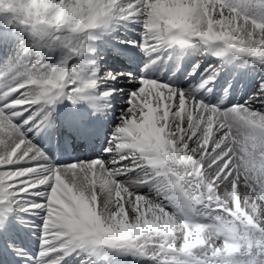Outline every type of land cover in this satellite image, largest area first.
<instances>
[{"label":"snow or ice","instance_id":"snow-or-ice-1","mask_svg":"<svg viewBox=\"0 0 264 264\" xmlns=\"http://www.w3.org/2000/svg\"><path fill=\"white\" fill-rule=\"evenodd\" d=\"M110 22L140 25V38L125 43L148 59L142 74H105L102 96L123 93L113 86L121 79L133 90L100 155L57 165L27 135L61 94L88 98L97 81L79 79L74 65L39 80L26 70L0 87V204L41 217L35 264H61L77 248L122 250L151 264H264V79L243 102L213 103L198 93L218 66L189 89L175 85V73L156 74L171 58L163 54L187 37L217 57L264 65V0H106L92 27L61 29L55 39L31 34L79 56L89 34ZM199 69L197 61L189 75ZM197 231L200 243L189 245Z\"/></svg>","mask_w":264,"mask_h":264},{"label":"bare ground","instance_id":"bare-ground-1","mask_svg":"<svg viewBox=\"0 0 264 264\" xmlns=\"http://www.w3.org/2000/svg\"><path fill=\"white\" fill-rule=\"evenodd\" d=\"M13 15L12 13H9ZM1 24V23H0ZM124 26L126 28H124ZM135 28L138 31V37L140 38V33L142 32V27L140 25H133L132 22L127 24H118L115 22H110L105 26H101L93 30L89 35L90 39L85 42L86 49L85 51L77 56L74 53H71L69 49L61 45V54L63 57L67 58L70 65L75 66V76L79 77L81 80H95V74L89 71V66L91 62L88 60V54L92 46L99 42L98 36L104 35V30H109V36H119L122 30H126L125 35L122 36V39L127 41L129 38H133L131 31ZM255 38V37H254ZM196 39L192 40L191 44L196 45ZM181 44H175L172 48H169L167 52L163 55L164 57H169L166 63L161 66V71L164 75H160L161 79L167 77V72H170L175 81V85L179 88L189 89L193 86L198 85L204 76H207L208 73H204V76H201L200 73L203 72L208 65L216 66V62L219 60L222 61L221 65L218 66L219 74L216 77V80L210 85H207L205 89H200L198 95L203 96L205 100H211L215 103L218 99L227 97L228 101H240L248 99L250 94L247 93V90H250L256 81L254 79H259L261 77L260 69L254 67H247L245 58H237L235 55L226 54L224 57H217L215 55L208 54L204 57L200 54H191L190 52L182 53L188 47V41ZM42 49L43 45H39ZM117 52L126 56V60L129 61L132 68L120 69V65H116L114 70L109 72L125 71L132 72L136 74H142V70L145 68L148 57L145 56L144 51L140 48L133 45L129 47H122L116 49ZM92 52V51H91ZM178 57L173 58V55L179 53ZM210 52H212L210 50ZM203 59V64L200 66V69L194 74L190 75L186 83H183L185 75L192 71V67L197 60ZM173 62L175 64L173 65ZM157 75L158 72L156 73ZM249 76H254V79L251 81ZM97 84L86 90L82 95L87 96V99H69L67 93L61 94L57 97L55 102L47 109V114L43 120L42 125L38 129H33L32 132H28V137L32 140L34 144L39 146L44 153H52V146L54 142V135L56 133L55 124L58 122L60 124V131L58 140V149H62L64 153L65 150L69 151L68 155L60 156L57 154L55 158L50 156L51 162L57 165H62L69 163L75 160H85L94 158L101 153H103L104 148L106 147L107 140L113 132V129L119 122V117L121 112L126 107H121L122 110L120 113H117L114 119L105 117L104 108L100 105L107 104L114 98H117V101L124 99L128 100V93L132 91V84H127V80L121 79L119 83H114L113 86L119 89H124L122 96H119L115 92L110 97H94L93 94L97 92H103L106 89L104 80H96ZM207 87L212 88V92L209 97L205 96L204 91ZM227 89V92H225ZM116 121V125L113 121ZM103 122H111L112 127L103 126ZM102 123V124H101ZM97 188H99V182H97ZM141 191L147 192V188L141 189ZM5 213V206L0 204V220H2L3 214ZM41 231V230H40ZM0 235L6 236V233L3 229L0 228ZM41 236V232H40ZM38 245L35 244V253L40 252L41 250V239L38 240ZM17 245H7L5 246L0 240V251H3L8 256V261L10 264H35L34 260H29L23 255V252H32V249L17 241ZM86 256L92 261V264H122L121 260H129L132 262L136 258L129 254H124L119 250L107 249V248H97L85 249ZM89 250H92L89 251ZM77 251V249L75 250ZM71 251V252H75ZM70 253V252H69ZM68 255V254H67ZM63 257L61 264H71L66 261V256ZM139 260V259H138ZM78 264H83L78 261Z\"/></svg>","mask_w":264,"mask_h":264},{"label":"rangeland","instance_id":"rangeland-1","mask_svg":"<svg viewBox=\"0 0 264 264\" xmlns=\"http://www.w3.org/2000/svg\"><path fill=\"white\" fill-rule=\"evenodd\" d=\"M217 19H219V17H217ZM0 23V34L3 33L6 35L4 38L6 40L3 39V41L7 42L5 43L0 41V87L6 86L9 82V78H14V74L16 73H23L26 70H31L47 74L53 67L61 63H69L68 59L63 57V55L61 54L60 44L53 43L51 45H48L45 42L36 39L35 36H33L24 25L20 24L13 15H10L9 12H0ZM124 28L126 27L124 26ZM109 33V30H104V35L98 36L99 42L92 46L88 54V60L89 62H91L89 71L95 74V80L98 79L100 81H103L105 74L110 70L116 69L114 68L116 65H120L119 70L132 68L129 61L126 60V56L120 54L116 50L122 47L127 48L131 46V44L125 43V40L122 39V36L125 35L126 30H122L119 36L114 37H110ZM131 33L133 35V38H129L128 40L138 39L135 38L138 37V31L135 28H133V31H131ZM186 39H189L188 47L185 51H182V53L185 54L187 52H190L191 54L195 55L201 53L204 57H206L208 54L212 55V52L210 51L204 52V49L208 48L209 46L199 41L198 38L195 41L197 46H193V44H191L194 37H187ZM39 45H43L42 49L39 47ZM229 54L235 55L233 53ZM179 55L180 52L174 54L173 58L175 59V57H178ZM235 56L237 58H245L247 60L245 64L247 67L260 69L261 77L259 79H254V76H249L251 81L253 79L256 81V84H254L250 90L246 91L250 94L249 97H251L259 87L261 80L264 79V65H260L258 62H254L253 58L248 56ZM197 61L200 62V66L203 64V59ZM197 61L195 63H197ZM216 63V66H220L222 61L219 60ZM174 64L175 62H173V65ZM117 72L121 71L117 70ZM191 72L192 71H189L185 75L183 83H186L187 79L190 77L189 73ZM75 73L74 75H76ZM158 74L164 75L161 70L158 72ZM171 75L172 74L170 72H167L166 76L171 77ZM119 81L115 83H119ZM124 82L127 84H132L131 81ZM205 92L206 90L204 91V94ZM101 93L102 92H97L93 95L94 97H101ZM118 94L119 96L123 95L122 93ZM210 94L211 93H208L205 96L209 97ZM127 101V99L117 101V98H114L107 104L100 105V107L104 108L105 117L114 119L116 115H118L117 113H120V111L122 110L121 107L127 106ZM103 123V126H106V128L112 127L111 122ZM113 123L116 125V121H113ZM55 127L56 133L53 137L54 142L51 148L52 153L48 154L49 159L50 156H53V158H55L57 154L63 157L64 155L69 154L68 150H65V152L63 153L62 149H58V142L60 140H58L57 138L59 136L58 134L60 130V124L56 122ZM16 218V220L10 218V210L8 208H5L4 217H2V220H0V228L3 229L6 233L5 237L1 235L3 244L16 246L18 244L17 241H21V243L32 249V252L26 251L22 254L25 255V257L29 260H33V258L36 257L37 253H39H35V244L38 245V240L41 239L40 226L42 224V219L40 216L34 215L33 213H26L21 209L17 213ZM15 234H18L17 237L19 238H17ZM220 243H222V241ZM89 251L92 252V250ZM119 251L124 254L132 255L136 258L132 262H129L128 259L121 260L122 264H151L149 260L143 257L133 255L130 252L122 250ZM88 256L89 255L86 256V252L85 254H82L81 250L80 252H77V254H74L73 257L67 258L66 261L71 264H78V261L83 264H92L94 261L90 260ZM0 264H10L7 254L3 251H0Z\"/></svg>","mask_w":264,"mask_h":264},{"label":"clouds","instance_id":"clouds-1","mask_svg":"<svg viewBox=\"0 0 264 264\" xmlns=\"http://www.w3.org/2000/svg\"><path fill=\"white\" fill-rule=\"evenodd\" d=\"M106 0H0V12H9L20 24L29 26L43 37L55 39L61 29L75 33L83 28L92 27L105 14ZM43 79V73L33 74ZM40 85L30 90L39 94ZM189 245L200 243L199 232H194L188 240ZM229 253L239 251L237 245L225 244Z\"/></svg>","mask_w":264,"mask_h":264}]
</instances>
